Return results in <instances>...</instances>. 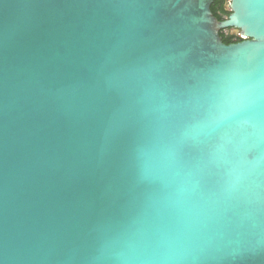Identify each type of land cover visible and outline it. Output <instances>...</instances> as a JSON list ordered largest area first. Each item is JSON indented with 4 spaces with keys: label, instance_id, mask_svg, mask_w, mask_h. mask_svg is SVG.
Returning <instances> with one entry per match:
<instances>
[{
    "label": "water",
    "instance_id": "water-1",
    "mask_svg": "<svg viewBox=\"0 0 264 264\" xmlns=\"http://www.w3.org/2000/svg\"><path fill=\"white\" fill-rule=\"evenodd\" d=\"M212 2L0 0V264H264V0Z\"/></svg>",
    "mask_w": 264,
    "mask_h": 264
},
{
    "label": "flooded vegetation",
    "instance_id": "flooded-vegetation-1",
    "mask_svg": "<svg viewBox=\"0 0 264 264\" xmlns=\"http://www.w3.org/2000/svg\"><path fill=\"white\" fill-rule=\"evenodd\" d=\"M230 4L231 0H213L211 8L219 20H227L232 12L229 7ZM220 34L224 37H231L232 43L240 42L244 39L241 33L232 27L221 29Z\"/></svg>",
    "mask_w": 264,
    "mask_h": 264
},
{
    "label": "trees",
    "instance_id": "trees-1",
    "mask_svg": "<svg viewBox=\"0 0 264 264\" xmlns=\"http://www.w3.org/2000/svg\"><path fill=\"white\" fill-rule=\"evenodd\" d=\"M213 10V9H212ZM214 13V12H213ZM214 15H215V13H214ZM221 36L223 37V40H224V42L225 43H232V39H231V37H224L222 34H221Z\"/></svg>",
    "mask_w": 264,
    "mask_h": 264
}]
</instances>
